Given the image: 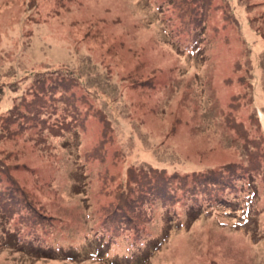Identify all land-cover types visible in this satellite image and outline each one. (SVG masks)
I'll return each mask as SVG.
<instances>
[{"label": "rangeland", "instance_id": "obj_1", "mask_svg": "<svg viewBox=\"0 0 264 264\" xmlns=\"http://www.w3.org/2000/svg\"><path fill=\"white\" fill-rule=\"evenodd\" d=\"M0 264H264V0H0Z\"/></svg>", "mask_w": 264, "mask_h": 264}]
</instances>
